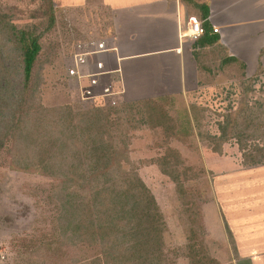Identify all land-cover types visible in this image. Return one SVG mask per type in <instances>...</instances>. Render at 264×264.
Returning a JSON list of instances; mask_svg holds the SVG:
<instances>
[{
  "label": "trees",
  "instance_id": "1",
  "mask_svg": "<svg viewBox=\"0 0 264 264\" xmlns=\"http://www.w3.org/2000/svg\"><path fill=\"white\" fill-rule=\"evenodd\" d=\"M45 17L48 24L37 33L18 26L0 7V166L49 185L46 196L35 202L45 225L18 240V264H176L177 252L167 245L165 214L139 172L141 165L131 158L134 132L144 129L162 134L165 149L146 164L156 165L175 183L189 216V243L182 256L189 264H220L201 231V205L207 199L198 204V188L186 185L204 170L195 174L170 143L188 145L197 127L205 146L220 155L227 142L235 141L240 167L264 165V97L246 98L226 113L220 135L204 132L199 112L204 109L190 107L175 117L170 107L177 97L84 109L68 93L61 59L60 74L47 83L52 62L41 61L42 38L58 27L52 3ZM204 28L210 32L208 24ZM263 70L260 65L258 71ZM254 79L249 80L254 84ZM245 91L248 95L252 87ZM3 193H11L4 180ZM5 204L0 203V232H14L16 213Z\"/></svg>",
  "mask_w": 264,
  "mask_h": 264
},
{
  "label": "crops",
  "instance_id": "2",
  "mask_svg": "<svg viewBox=\"0 0 264 264\" xmlns=\"http://www.w3.org/2000/svg\"><path fill=\"white\" fill-rule=\"evenodd\" d=\"M54 1L71 8L79 22L89 18L87 32L95 34L89 40H104L114 49L98 59L113 70L105 80L115 81L119 103L194 95L216 75L226 80L230 73L242 79L253 76L247 69L249 63L253 66V34L264 32V0ZM193 17L208 24L210 32L196 41L182 39L181 29ZM67 80L70 87L75 84L68 73ZM260 168L239 166L226 174L235 181L227 186L232 195L228 203L223 201L220 222L233 264H264V183L253 178V169Z\"/></svg>",
  "mask_w": 264,
  "mask_h": 264
},
{
  "label": "rangeland",
  "instance_id": "3",
  "mask_svg": "<svg viewBox=\"0 0 264 264\" xmlns=\"http://www.w3.org/2000/svg\"><path fill=\"white\" fill-rule=\"evenodd\" d=\"M48 2V0H0V7L18 26L34 29L39 33L44 31L48 24L45 16L50 4L54 5L58 27L52 32L45 34L42 38L43 57H41V61L50 59L52 62L47 63L48 69L46 70V74L50 78L47 79L49 84L60 74L58 58L65 62L67 70L73 56L83 50L78 48V44L87 42L86 39L90 38L91 34V37L95 34L94 32H87L91 29L88 22L89 18L86 19V23L79 22V17L74 19V13L71 8L58 7L54 0ZM82 28L86 32L81 31L83 30ZM263 45L264 32L254 33L253 58L249 57L253 60V66L249 63L247 69V72H252L251 70H253V76L251 77L255 78L254 84L253 81L249 80L251 77L242 79L240 78L242 76L230 73L229 75L227 74L229 77L226 80L223 76L216 75L214 76L216 78H212L208 82L204 81L201 89L194 95L177 97L176 103L170 107L171 113L178 117V115H184V113L189 111L190 107L191 111L192 107L197 108V110L200 108L204 109L203 111L199 110V112H202L201 116L203 114L202 127L204 132L209 135H220L219 124L223 121L226 113L231 109L237 108L246 98L252 101L257 96L264 97V70L263 72L256 71L258 63L262 62L264 65V54L261 56L259 54V50ZM262 67L264 69V66ZM227 68L229 67L227 66ZM231 68L233 69V66ZM72 87L74 88V86ZM72 87L69 85V95L77 106L81 105L84 109L107 106L114 101L111 97H108L107 100L105 99V103L83 102L79 98V92L74 93ZM251 87L252 91H249L250 93L247 95L245 90ZM62 100L64 101L65 99ZM173 108L174 110H172ZM193 124H195L194 120ZM161 141L162 134L154 133L150 129L134 132L131 158L137 165H141L139 172L156 195L158 203L165 214L168 224V231L166 232L167 245L171 250L177 252L175 263L189 264L188 259L181 254L185 252L186 245L189 243L186 231L189 216L176 192L175 183L162 174L156 165L146 164V161L164 153L165 149L160 146ZM189 141L188 145L176 140L171 141L170 144L180 150L182 158L185 159V164L193 168L195 174L204 170L200 173L199 179L188 180L186 185L195 189V191L198 188V192L202 196L197 200L198 204L200 203L201 205L205 201V197L207 199V202L201 205L202 216L199 219L202 222L201 231L204 233V240H207L206 246L209 251L211 250L212 254L215 252V255L213 254L214 258L216 256L215 259L220 261V264H233L232 261H229L231 259L226 256L229 254L227 250L230 243L223 224L220 222V214L221 212L223 213V201H229V196L232 195L229 191L226 192L229 188L227 186L230 182L233 184L235 181L233 176L226 174L238 170L241 163L240 160H242L241 152L238 149V144L233 140L224 145L222 155L212 151L208 146H205L201 140V135L198 136L197 127L195 135H192ZM154 144L153 148H149V145ZM260 167L259 171L253 169L255 176L253 178H257V182L264 183V165ZM3 180L9 182L11 193L0 194V203H6L5 205L9 209L15 211L18 230L8 233L0 232V264H18V240L30 234L32 229L34 231V228L44 227L45 225L44 220L40 219L42 215L39 214V208L35 202L37 199L46 196L49 185L46 179L10 172L0 166V181ZM36 191L39 192L38 196ZM41 203L43 205V201ZM225 211L227 212L228 210ZM193 217L197 218V215L194 214Z\"/></svg>",
  "mask_w": 264,
  "mask_h": 264
},
{
  "label": "built area",
  "instance_id": "4",
  "mask_svg": "<svg viewBox=\"0 0 264 264\" xmlns=\"http://www.w3.org/2000/svg\"><path fill=\"white\" fill-rule=\"evenodd\" d=\"M213 30L215 33L219 32L217 27H213ZM204 34L203 23L195 17L189 18L186 25L181 29L182 39L196 41ZM78 48L83 50L73 56L70 65L67 67V73L69 78L75 80L73 86L78 90L79 98L83 102L96 104V102L105 103L107 98L111 97L114 101L109 104H118V95L121 91L116 90L114 80L111 82L105 80V76L112 73L113 70L106 68V60L98 59L99 55L114 49L109 47L104 40H89L79 43Z\"/></svg>",
  "mask_w": 264,
  "mask_h": 264
},
{
  "label": "bare ground",
  "instance_id": "5",
  "mask_svg": "<svg viewBox=\"0 0 264 264\" xmlns=\"http://www.w3.org/2000/svg\"><path fill=\"white\" fill-rule=\"evenodd\" d=\"M133 58H135V57H133Z\"/></svg>",
  "mask_w": 264,
  "mask_h": 264
}]
</instances>
